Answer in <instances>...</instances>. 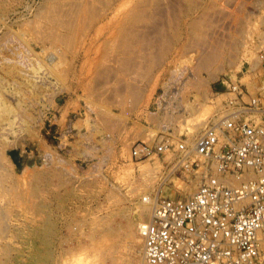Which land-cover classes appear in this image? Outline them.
Masks as SVG:
<instances>
[{
	"label": "rangeland",
	"instance_id": "1",
	"mask_svg": "<svg viewBox=\"0 0 264 264\" xmlns=\"http://www.w3.org/2000/svg\"><path fill=\"white\" fill-rule=\"evenodd\" d=\"M262 51L264 0H0V98L14 111L0 109V264H110L105 224L133 264L141 243L117 227L128 211L194 182L158 185L166 158L130 159V144L198 133ZM143 165L158 166L153 186Z\"/></svg>",
	"mask_w": 264,
	"mask_h": 264
},
{
	"label": "built area",
	"instance_id": "2",
	"mask_svg": "<svg viewBox=\"0 0 264 264\" xmlns=\"http://www.w3.org/2000/svg\"><path fill=\"white\" fill-rule=\"evenodd\" d=\"M247 71L244 82L227 81L198 133L158 131L130 144V159L166 158L158 185L168 174L194 182L186 194L155 186L142 196L150 203L136 225L144 264H264L263 51Z\"/></svg>",
	"mask_w": 264,
	"mask_h": 264
},
{
	"label": "bare ground",
	"instance_id": "3",
	"mask_svg": "<svg viewBox=\"0 0 264 264\" xmlns=\"http://www.w3.org/2000/svg\"><path fill=\"white\" fill-rule=\"evenodd\" d=\"M74 11V10H73ZM51 56V55H50ZM50 58V57H49ZM52 59V58H51ZM6 67V66H5ZM19 74V73H18ZM20 76H23L22 74H20ZM20 78V77H19ZM21 79V78H20ZM17 80V79H16ZM32 82V81H31ZM18 84V83H17ZM21 86V85H20ZM26 89V88H25ZM0 109H3V110H6V112H9V111H11V113H14V111H12L10 108H8L7 107V104L0 98ZM4 114V113H3ZM8 118H9V120H8ZM12 120H13V118H11ZM10 119V117H7L6 118V120L7 121H9V122H7V123H9V124H12L11 122H12V120ZM20 122V121H19ZM1 153V152H0ZM1 156V155H0ZM2 159V158H1ZM5 159V158H4ZM1 164V163H0ZM157 164V163H156ZM155 164V165H156ZM2 167H4V166H2V164H1V166H0V168H2ZM156 169H158V166H152V165H143V166H141L140 168H139V170H140V181L141 182H146V185L147 186H153V181L154 180H156V177L154 176V171L156 170ZM13 170V169H12ZM6 171H8V170H6ZM5 172V171H4ZM153 175V176H152ZM13 177V176H12ZM139 177V176H138ZM137 177V178H138ZM14 179V178H13ZM132 181V180H131ZM136 181V180H135ZM133 185V184H132ZM141 185H143V184H140V186ZM135 186V185H134ZM138 187V186H137ZM136 187V188H137ZM132 188H134V187H131V189ZM184 188V191H183V193L182 194H186V193H188V192H190L192 189H193V186H192V184H189V185H186L185 187H183ZM138 189L140 190V188L138 187ZM142 189V188H141ZM144 189V188H143ZM147 189V188H146ZM3 186H2V182L0 181V193H2L3 192ZM20 190V189H19ZM136 189H134V190H132V191H135ZM145 190V189H144ZM18 192V191H17ZM139 191H137V193H138ZM142 192H145V191H142ZM131 193V192H130ZM133 193V192H132ZM140 194V193H139ZM138 194V195H139ZM114 198H116V197H114ZM118 200V198L116 199V201ZM21 201V200H20ZM114 202V201H113ZM15 203V202H14ZM4 204V203H3ZM29 204V203H28ZM38 204V203H37ZM39 204H41V203H39ZM45 204V203H44ZM15 206V205H14ZM19 206H21V205H19ZM18 206V207H19ZM134 206V205H133ZM33 207V206H32ZM13 208H15V207H13ZM101 210V209H100ZM117 210V209H116ZM3 211H4V209L3 208H0V229H3V227H4V225H3V223L5 222V216H3ZM21 211V210H20ZM119 211H120V208H119ZM114 212V211H113ZM149 212H150V203L147 201V200H141V201H139L138 203L136 202V204H135V206L133 207V209L131 208L130 209V211H128V215L129 216H127V219H126V221H125V223H124V225H122L121 226V228H120V225L119 226H117V227H119L118 228V232H119V229H120V234H123V235H126V236H128L129 238H133V230H135L134 232H135V234H136V237H137V239L139 240V243H141V240H140V238H139V236H138V234L136 233V225H137V223L138 222H140L141 220H143V219H145L148 215H149ZM115 213V212H114ZM116 213H117V211H116ZM120 213V212H119ZM118 213V214H119ZM136 214L137 215V217H136V219L135 218H133L132 217V214ZM13 214H14V212H13ZM109 215H110V213H109ZM95 217V216H94ZM98 217V216H97ZM96 217V218H97ZM102 218H103V216H101ZM105 218H107L106 217V215H105ZM110 218V217H109ZM99 219V218H98ZM98 219H96L95 221L97 222V223H99L100 224V221L102 220H100V221H97ZM45 220V219H44ZM104 220V219H103ZM95 222V223H96ZM105 222H106V220H105ZM114 222V221H113ZM7 223V222H6ZM24 223V222H23ZM95 223H93V224H95ZM123 223V222H122ZM101 224H102V221H101ZM110 224H112V223H110ZM14 225V224H13ZM70 225V224H69ZM103 225V224H102ZM48 226V225H47ZM46 226V227H47ZM133 226H134V229H133ZM38 227V226H37ZM41 227V226H40ZM95 227V226H94ZM103 228V230H104V233H103V231H102V233L105 235V236H107L108 238H109V242L108 243H106L101 249H100V251H99V255L101 256V257H105V258H112L111 259V261L109 262L110 264H114V263H116V264H119V262L117 261V259H119V257L117 256V254H116V246L114 245V244H116V243H114L115 242V236H114V234H118L114 229H116V228H114V227H111V225H109V224H105V225H103L102 226ZM45 228V227H44ZM32 229V228H31ZM20 230V229H19ZM41 230V229H40ZM42 230H43V228H42ZM45 231V230H44ZM99 232V231H98ZM13 233V232H12ZM14 234V233H13ZM38 234V233H37ZM44 234V233H43ZM104 237V236H103ZM25 238V237H24ZM45 238V237H44ZM119 238V237H118ZM127 238V237H126ZM90 239H92V238H90ZM93 240V239H92ZM98 240V239H97ZM119 240V239H118ZM129 240H131V239H129ZM96 241V240H95ZM126 241V240H125ZM128 242V241H127ZM121 243V242H120ZM131 243V242H130ZM27 244V243H26ZM121 244H123V243H121ZM120 244V245H121ZM128 244V243H127ZM122 247V246H121ZM132 247V246H131ZM23 248V247H22ZM134 248V247H133ZM23 250V249H22ZM123 250V249H122ZM134 250V249H133ZM24 251V250H23ZM67 251V250H66ZM138 253H140L139 255L140 256H138L135 260H134V263L133 264H144V259H143V254H142V249L140 248V252L139 251H137ZM13 253V252H12ZM15 253V252H14ZM52 253V252H51ZM134 253V252H133ZM16 254V253H15ZM39 254V253H38ZM132 254V253H131ZM34 257V256H33ZM136 257V256H135ZM121 258V257H120ZM133 258V257H132ZM53 259V258H52ZM125 259V258H124ZM34 260V259H33ZM56 260H57V257H56ZM120 260V259H119ZM122 260V259H121ZM130 260V259H129ZM122 261H124V260H122ZM16 262V261H15ZM22 262V261H21ZM29 262V261H28ZM131 262V261H130ZM38 263V262H37ZM121 264H122V262H120ZM130 264V263H129Z\"/></svg>",
	"mask_w": 264,
	"mask_h": 264
}]
</instances>
